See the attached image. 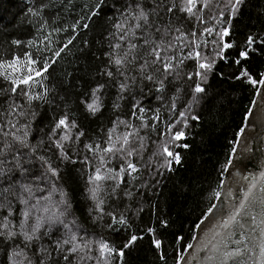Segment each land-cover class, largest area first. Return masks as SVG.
<instances>
[{"label":"snow or ice","instance_id":"1","mask_svg":"<svg viewBox=\"0 0 264 264\" xmlns=\"http://www.w3.org/2000/svg\"><path fill=\"white\" fill-rule=\"evenodd\" d=\"M109 2L112 15L105 12ZM245 4L246 0H92L70 25L60 24L58 12L51 19L45 12L58 7L70 12L74 0H49L28 9L37 21V36L23 45L18 39L7 47L0 45V264H124L125 250L143 239L132 234L118 248L114 241L97 238L76 215L64 186L69 165L79 166L89 223L108 233L126 232L133 219L141 220L148 203L152 226L147 234L158 264H168L173 254L174 264H188L185 253L194 244L185 245L183 235L171 233L172 250L166 253L164 241L172 224L157 215V205L148 198L158 196L163 180L181 165L175 149H190L181 141H187L192 122L199 124L200 113L220 100L213 99L207 86L217 63L231 59L229 50L236 43L227 38L233 36V21ZM101 18L106 25L101 44L106 43L107 50L97 57L100 79L73 101L51 83L50 69L81 31H89ZM62 33L70 34L62 41ZM82 43L89 45L87 39ZM252 53L264 54V35L247 36L232 61L237 66L233 79L264 97V68L254 72L244 63ZM76 103L82 108L79 113L73 111ZM49 109L51 118L37 138V120ZM106 109L111 118L105 124ZM81 115L101 124L89 131ZM242 133L243 129L237 135ZM234 155L235 148L209 192L210 201L222 199L223 176ZM259 179L261 194H255L257 183L252 181L197 253L209 250V259L218 258L220 264L243 255L240 249L229 251L228 230L243 227L246 215L255 221L252 210L257 205L264 209V173ZM216 209L217 204L210 203L195 229ZM260 227L264 230V216ZM246 251L254 255L255 249ZM259 253L264 264V242Z\"/></svg>","mask_w":264,"mask_h":264},{"label":"trees","instance_id":"2","mask_svg":"<svg viewBox=\"0 0 264 264\" xmlns=\"http://www.w3.org/2000/svg\"><path fill=\"white\" fill-rule=\"evenodd\" d=\"M41 2L48 3L49 0H0V45L7 47L12 39H18L25 44L29 39L37 36V21L30 17L28 9L38 7ZM92 0H74L71 11H65L63 7L46 10V18H54L58 12L60 24H71L79 18L82 8ZM59 3V0H57ZM108 15H112L111 4L105 9ZM105 22L101 18L92 23L90 30L81 31L73 45L69 46L62 54V59L53 65L51 83L60 89L61 94H70L73 101H78L81 93L90 91L96 80L100 79L96 73L101 61L97 59L107 50L106 43L101 44L104 39ZM233 36L236 48L229 50L232 53L228 64L223 61L217 63L216 73L212 76L207 86L213 94V99L220 100L200 113V123L192 122L188 130L187 141L190 149L177 148L182 157L181 165L174 166L175 172L168 174L158 191V196L149 197L150 203L157 205V215H163L170 220L172 228L164 241L166 253H171L173 236L177 233L184 236V244L192 242L196 233L195 224L199 222L210 206L209 192L215 188L220 180V170L226 163L229 154L235 148L237 135L244 128L249 111L253 105L256 95L248 85H242L233 79L236 74V65L232 62L237 58L238 51L242 50L248 35H264V0H246L241 13L233 21ZM70 33H62L60 40H66ZM89 41L88 47H84L82 41ZM255 47H259L256 45ZM251 59L244 62L252 71L264 68V54H250ZM223 73V78L219 76ZM82 108L78 103L73 105V111L79 113ZM59 111L58 109L56 110ZM52 110L41 115L37 120L34 135L39 138L43 133L41 129L51 118ZM111 118L106 109L103 113V123ZM83 120V116H80ZM84 126L89 131H95L101 120H83ZM46 131V129H45ZM79 166L69 165L64 175L63 183L71 194L76 215L81 217L85 226L94 232L99 238L114 241L118 248L123 247L132 234L143 236L128 249L125 250L124 264H158V256L151 244V238L147 234V228L152 226L151 207L146 203L145 211L141 213V220H132V228L122 233H108L98 226H93L87 221L88 202L83 198L84 181L77 171ZM225 176V174H224ZM223 176V179H224ZM158 226V221H157ZM174 255V254H173ZM173 255H169L168 264H174Z\"/></svg>","mask_w":264,"mask_h":264},{"label":"water","instance_id":"3","mask_svg":"<svg viewBox=\"0 0 264 264\" xmlns=\"http://www.w3.org/2000/svg\"><path fill=\"white\" fill-rule=\"evenodd\" d=\"M232 159L233 163L224 176L222 199L216 201L217 209L214 210L213 216L200 229H196L197 239L192 241L194 247L185 253L188 264H220L218 258L209 259L212 255L209 250L197 253V248L206 238L211 239L216 222L222 218L227 219L233 208L242 200L252 181L257 183L255 194L257 196L261 194L259 178L264 173V97L256 96ZM252 215L256 216L255 221L246 215L241 220L243 227L234 226L228 230L231 236L229 251L240 249L243 255L228 258L225 264H261L259 245L264 242V230L260 227V220L264 216V209L257 205L252 210ZM249 247L255 249L254 255L246 251Z\"/></svg>","mask_w":264,"mask_h":264}]
</instances>
